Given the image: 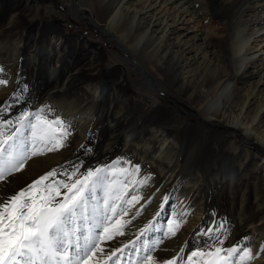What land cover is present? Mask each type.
Here are the masks:
<instances>
[{
    "label": "bare ground",
    "instance_id": "6f19581e",
    "mask_svg": "<svg viewBox=\"0 0 264 264\" xmlns=\"http://www.w3.org/2000/svg\"><path fill=\"white\" fill-rule=\"evenodd\" d=\"M137 1L62 0L73 16H86L139 66L144 57L145 74L155 89L195 110L200 123H187L170 106L133 105L124 70L104 64L101 47L96 49V44L78 37L70 41L56 28L50 27L48 32L41 27L37 0H0V63L9 66L1 73L0 80L9 84H0V110L18 92L24 78L26 98L46 108L42 117L66 121L76 131H70L64 140L72 139L71 146L74 144L68 152L48 155L45 150L0 183V198L27 188L53 169L58 175L51 179L56 180H64L59 173L72 166L82 172L92 162L86 164V157L97 143L98 148L91 149L101 159L115 158L139 178H131L134 184L111 194L109 203L117 207L111 222L119 218L124 234L98 241L103 252L93 257L92 264H109L106 258L124 246L153 212L149 225L157 220L165 198L161 232L156 227L142 235L146 228L140 238L151 242L146 244L151 246L155 264L174 257H182L177 264H196L194 259L185 261L184 255L193 249L189 245L198 226L213 222L211 210L225 215V223L220 220L224 223L220 240L232 243L238 238L232 247L244 241L247 244L239 249L246 247L255 257L241 264H264V0ZM204 21L211 30L189 32V24L196 27ZM88 46L93 52L86 51ZM19 58L25 71L20 75L10 71ZM22 113L32 114L16 109L13 126ZM3 128L0 132L6 133ZM20 129L29 155L30 148L44 149L40 141L34 147L32 136ZM97 132L100 138L95 141ZM237 132L246 143L238 141ZM97 193L96 202L102 209L105 192L99 189ZM205 213L209 217L203 220ZM175 217L179 227L168 226ZM216 224L220 226L219 221ZM139 252L141 257L145 255L140 261L132 260L134 264H144L149 254L145 247ZM239 255L242 253L233 259ZM117 257L110 264H129L120 253Z\"/></svg>",
    "mask_w": 264,
    "mask_h": 264
},
{
    "label": "snow or ice",
    "instance_id": "6c2138e0",
    "mask_svg": "<svg viewBox=\"0 0 264 264\" xmlns=\"http://www.w3.org/2000/svg\"><path fill=\"white\" fill-rule=\"evenodd\" d=\"M5 83L0 80V84ZM31 115L22 113L16 118V123L23 126L27 120L34 147L37 141L45 147L29 155L21 139L23 133L20 128L8 134L0 132V183L5 182L11 174L21 171L32 156L43 155L45 150L55 151L64 146L63 141L69 133L63 121H50L36 114L37 123H33ZM5 124L11 127L13 122L2 121L0 127ZM49 144L52 147H48ZM107 171L105 168H96L88 170L86 174H78L77 166L72 173H59L67 176L64 181L51 179L58 175L53 169L38 177L27 188L0 198V264H92L93 257L103 252L98 241L112 240L114 236L124 234V224L119 218L111 222L117 214V207L109 203L113 197L112 189L104 185ZM98 189L105 192L102 209L96 202ZM124 215H127L126 211ZM96 229L102 231L97 232ZM169 231L175 235L174 230L170 228ZM219 243L223 244V241ZM122 251L116 249L108 259L111 260L117 252ZM145 251L149 254L144 258V264H155L151 246L146 244ZM224 251L227 252L226 256L221 255ZM261 252H264V248ZM238 253H242L241 261L255 258L246 247L226 250L216 247L213 251L209 246L208 251L194 252L192 256L206 257L205 264H236L231 258ZM180 259L182 257H174L163 264H177Z\"/></svg>",
    "mask_w": 264,
    "mask_h": 264
},
{
    "label": "rangeland",
    "instance_id": "374dc122",
    "mask_svg": "<svg viewBox=\"0 0 264 264\" xmlns=\"http://www.w3.org/2000/svg\"><path fill=\"white\" fill-rule=\"evenodd\" d=\"M134 1L136 4L139 3L137 0H134ZM37 2H38V5L40 6L38 13L40 15V21L42 23V24L39 23V25L41 27L46 28V30L48 32H50L52 30V29H50V27L56 28V29L60 30L64 35H67L69 37L70 41L75 40L78 37L80 40H87L89 42L96 44V49L97 48L99 49V47H101L104 51V52H102L104 55L103 56L104 60H102L104 64L109 63L118 69L122 68L124 70L123 76H124L125 81H126V88L128 89L129 92H131L130 97L133 96L130 98L131 103L134 102L133 105L138 106L140 104L139 106H141V105H146V104H156V105H161V106H170L175 110V112L178 115L183 117L187 121V123H189V124H199L200 123L199 114L195 110H193V109L190 110L189 107L182 101L178 102V100H176V102H175L172 100V98L164 97L165 95L163 92H159V90L155 89L156 88L155 84L152 82L151 79H148L147 74H145V73H147V70L145 67L147 61L145 60L144 57H140V60L142 62H144V64L142 66H139V64L137 62L132 60V58L130 57V54L128 52L124 51L117 43H115L111 38L108 37L106 32H104L98 26H95L86 16H81L79 18H76L75 16H73L72 13L68 10L67 6L64 4V2H62V0H37ZM35 14H36V12L34 14H32V16H34ZM39 15H38V17H39ZM205 21L202 24H200V26L196 24V27L192 24H189V26H191L190 27L191 29L189 32H194L196 30V28H199V30H205V31L211 30L212 28L205 25L207 22V21L206 22ZM255 42H257V41L252 42V44L257 45V47L259 49L261 47L260 44H258V42L257 43H255ZM86 48H84V49L86 50ZM90 50L93 52L92 47L88 46V49L86 51L90 52ZM21 58H23L22 55H21ZM263 61H264V59L262 60V63H263ZM17 63L18 64H17L16 68L14 67L15 69H13V71L11 68L10 71L14 72L15 74L20 75L21 74L20 72H22V71L25 72L24 66H23V63L20 62V58H19ZM8 68H9V66L5 65L4 63L3 64L0 63V78L3 77L1 73H3V71L8 69ZM112 72H113V76H115V72L114 71H112ZM230 75H232V69L229 67L228 76L230 77ZM22 81H23V85L19 84L20 88L17 90L18 92H16L11 97V99H9V101L1 108V110H0V122L7 121V120L13 121L15 110L20 109V110H23L25 112H32V114H33V116L31 117V119L33 118L32 122L34 121L33 123H37V121L35 120V115L40 114L43 116L44 112L46 111V108H44V106H42L41 104L36 105V104H33L31 101L29 102V100L26 98V97H29L28 92L25 91L23 88L25 85H27V83H25L24 78H22ZM6 83L9 84V81H7ZM158 92H159V94H158ZM150 93L153 94V96ZM69 98L70 97H65V98L62 97V99H69ZM50 105L54 106V108H55V105L52 104V102H50ZM79 107H80V109H83V106H79ZM95 114H96V112H94V115ZM96 116L98 118L100 117L99 114H96ZM54 120H55V117H54ZM64 125H65L66 130L69 134H70V131L74 130L72 127H70V125L67 124L66 121L64 122ZM3 127L5 128V129L4 128L3 129L6 131V134L10 133L15 128L20 127V128H22L23 131L25 130L24 131L25 133L27 132L30 134V136H32V134L30 132V128L27 124V121L24 122L23 126H21V124L17 123L15 126L12 125L11 127H9L6 124ZM26 129H28V130H26ZM98 129L99 128H97V130ZM91 131L92 130H90V132H89L90 136L93 133V131H92V133H91ZM98 131H100V130H98ZM235 135H236V138L238 139L239 142L246 143L243 140L241 134H239L237 132ZM97 138H100L99 132H97V135L94 138L95 141ZM71 140L72 139H68L67 142L63 141L64 142L63 147H61L59 150H55L57 152L49 151L50 153H48V155L52 154V153L57 154V153L61 152L60 154H64L65 152H68L67 150L71 149V147L74 145V144H72V146H71ZM249 145H251L254 149L257 148V145L255 143H251ZM26 148L29 149L28 146H26ZM91 148H98L97 143H93ZM91 148H90L88 157H86L87 158L86 164H88L89 160L92 162L88 164V166L86 168L87 170L84 169V170H82V172L80 171L78 174H86V172L88 170L96 169V168H105L107 170L110 169L107 171L108 173L107 172L105 173V175L107 176V179L104 181V185L107 187H110L112 189L111 194H117L123 187L128 186L129 183L132 182L131 178H133L135 181H136V179L139 178L135 174H133L134 176H132L129 170L123 169L121 167V163H118L117 159H115V158H108L106 160L101 159L102 156L94 153ZM30 150L32 152L31 148H30ZM91 154H92L93 158H91L92 157V156H90ZM109 159H114L113 160L114 163L112 161L108 162ZM100 160H101V162H99ZM258 162H259V160L257 159L255 161V163H258ZM72 167L75 168V166H72ZM74 168H71V169L74 171ZM72 170H69L66 172H70ZM194 177H195V175H194ZM62 179H64L66 181L67 176L62 177ZM131 184H134V183L132 182ZM171 193H172V190L170 191V194ZM166 200L164 201V203L162 202L160 210L158 211L157 216H156L157 220L152 225H149V221L154 217L155 212H153L151 214V216L143 224L141 229H139L135 234H133V236L131 238L127 239L124 246L117 248V249H123V251L117 252L116 254L118 255V253H120L121 256L125 260L127 259L129 261V264H134V261L133 262H131V261L135 260V259L140 261L145 254L141 257L140 254L142 252H139V251L145 247L146 243H151L150 241L140 239L141 236L144 235L147 231L149 232L156 227L161 232L162 225H164V222H163L164 218H162V209H163V206H164ZM211 211H212L211 214H212L213 222L209 226H208V223L204 226L203 225L198 226L199 233L197 231L195 234H193L191 236L192 240L190 241L189 249H191L192 247H193V249H191L190 252L189 251L185 252L186 253L184 255V259L186 258L185 261H191L192 259H194V260H196L195 261L196 264H205V261L207 259L206 257L205 258L200 257V256H194L193 257L192 254L194 252H201V251L206 252L209 250V249H207V248H209V246H211V249H213V251L216 247H221V248L225 249L224 246L218 242V241H223L220 239L223 237V234H224V232L221 228H223L224 223H225L224 222L225 221V215L223 216L221 214H218V212L215 210L214 211L211 210ZM208 217H209V213H205L203 220H206ZM174 219L175 220L169 221L168 226L177 227V225H179V223L177 221L178 217H175ZM220 220H222L224 223H221ZM218 221H219L220 226L217 227L216 223H218ZM198 222H201V220H199ZM139 223L135 226L133 232L135 231V229L139 225ZM211 225H212V227H211ZM146 228L148 230H146L144 232V230ZM209 229H212V231L209 232L208 231ZM100 231H101V229L99 230V232ZM225 231H226V229H225ZM217 234H218V236H217ZM211 235H212V237H211ZM194 236H196V237H194ZM205 236H207V237H205ZM120 240L121 239H119L117 242H119ZM237 240H238V238L234 239L232 243H227L224 240L223 243H225L229 247H232V246H234L235 243H237ZM241 244H247V243L244 241H241L240 245ZM125 245H127V247H125ZM240 245H237L236 247L239 249ZM187 254H188V256H187ZM117 255L113 256L111 260L108 259V257L111 256V255H109L106 258L107 259L106 263L110 264L111 261L115 260ZM221 255L226 256L227 252L224 251L221 253ZM240 256L241 255L237 256V259L236 258L233 259V257H234L233 256L231 259L233 261H235L236 264H241L242 261L240 260ZM188 257H192V259L189 260ZM119 259H117V260H119ZM182 264H185V262H182Z\"/></svg>",
    "mask_w": 264,
    "mask_h": 264
}]
</instances>
